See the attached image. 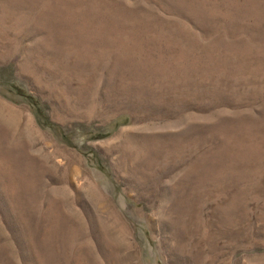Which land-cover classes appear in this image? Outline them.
<instances>
[{
  "label": "rangeland",
  "instance_id": "1",
  "mask_svg": "<svg viewBox=\"0 0 264 264\" xmlns=\"http://www.w3.org/2000/svg\"><path fill=\"white\" fill-rule=\"evenodd\" d=\"M0 264H264V0H0Z\"/></svg>",
  "mask_w": 264,
  "mask_h": 264
}]
</instances>
